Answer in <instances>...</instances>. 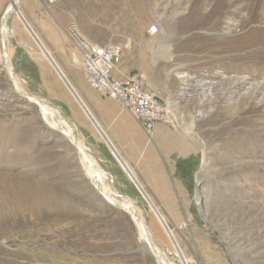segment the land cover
Returning <instances> with one entry per match:
<instances>
[{"label": "rangeland", "instance_id": "obj_1", "mask_svg": "<svg viewBox=\"0 0 264 264\" xmlns=\"http://www.w3.org/2000/svg\"><path fill=\"white\" fill-rule=\"evenodd\" d=\"M10 1L0 0V16ZM18 15L74 90L72 28L89 42L119 45L116 74L139 72L167 95L175 146L165 164L171 181H188L186 210L167 222L174 242L128 178L106 165L111 156L82 138L79 125L97 134L95 124ZM18 15L6 33L20 88L74 128L96 167L110 174L103 177L108 193L113 187L137 208L166 257L264 264V0H21ZM151 25L158 35H147ZM61 50L73 73L59 65ZM197 111L202 118L191 127ZM82 167L65 139L15 95L0 57V264H156L129 216L97 195Z\"/></svg>", "mask_w": 264, "mask_h": 264}, {"label": "crops", "instance_id": "obj_2", "mask_svg": "<svg viewBox=\"0 0 264 264\" xmlns=\"http://www.w3.org/2000/svg\"><path fill=\"white\" fill-rule=\"evenodd\" d=\"M16 33L18 34V31ZM23 36V32L18 35V37ZM27 41V38H22L24 48L29 47V42L27 45ZM72 53H74L73 47L69 52L71 65ZM57 58L59 65L63 69L65 68L68 73H73L72 70H69L68 58L64 51L61 50ZM74 67L81 75L72 74L77 86L73 90L92 116L97 125L95 126L98 132L95 134L87 124H81L79 128L82 138L86 141L95 142L97 146L100 145L101 150H103L102 152L108 153L111 156L112 159H108L106 165L111 167L118 174L119 178V173L125 174L111 155L109 146H106L109 142L141 187L164 224L168 226L167 222L176 221L177 219L174 218L176 216L175 212L180 211L181 208L184 210L187 208V189L184 184L188 183V181L186 180L187 178L184 180L180 178L181 181H174V179L171 181V169L166 168V158L171 156L173 147L175 146V138L170 133V128L172 127L157 124L154 128L155 133L152 139H149L139 124L126 110L121 108L117 101L104 97L91 89L86 84L80 69L76 66ZM114 75L120 76L116 72ZM89 122H92L90 118ZM96 152L100 155V152ZM105 170L107 169L105 168Z\"/></svg>", "mask_w": 264, "mask_h": 264}, {"label": "built area", "instance_id": "obj_3", "mask_svg": "<svg viewBox=\"0 0 264 264\" xmlns=\"http://www.w3.org/2000/svg\"><path fill=\"white\" fill-rule=\"evenodd\" d=\"M54 4L56 0H44ZM74 40L71 62L83 74L86 84L100 95L117 101L121 108L139 124L145 135L152 139L157 124L173 127L172 103L167 95L161 96L149 88L145 77L139 73L115 76L120 62L121 48L114 44H96L81 37L75 29H70ZM149 37L158 35L157 25L147 29ZM202 112H195L190 120L194 127L202 118ZM110 196L114 195L110 193ZM180 223L178 227H183Z\"/></svg>", "mask_w": 264, "mask_h": 264}, {"label": "water", "instance_id": "obj_4", "mask_svg": "<svg viewBox=\"0 0 264 264\" xmlns=\"http://www.w3.org/2000/svg\"><path fill=\"white\" fill-rule=\"evenodd\" d=\"M20 1L21 0H11L10 4L7 6V8L4 10L2 15L0 16V47H1V54H2V66H3L5 73H6L8 79L10 81V84L13 88L15 95L19 96L20 98H25L30 104H32L38 110L40 115L50 123V127H51V126H53V123L51 121L50 113L47 111V109L45 108L44 104L41 101H39L38 99H36V98L28 95L24 91H22V89L20 88V85H19V83L15 77L12 66L10 64V57H9V50H8V36L6 33V25H7L8 19L11 17L12 14L18 15V5L20 4ZM18 17H19V15H18ZM19 19L22 22L25 29L30 34V36L32 37V39L34 40V42L38 45L40 50L43 52L45 57L48 59L51 66L57 72L60 79L64 80L68 90L74 96V98L76 99V101L78 102V104L80 105L82 110L91 119V121L96 125V123L94 122V120H93L92 116L90 115V113L88 112V110L82 104L81 100L78 98L77 94L75 93V91L73 90L71 85L66 81L64 75L59 70L57 65L54 63L52 58L49 56V54L46 52V50H44L43 46L39 43L38 39L36 38L34 33L31 31L28 24L24 21V19H22V17H19ZM51 128L55 132H58L65 139L66 143L77 153V155L79 156V158L83 164V171H85L86 168H89L90 170H92V172H93V179L92 180L93 181H90L89 183L92 186V188L95 190L97 195L105 203H107L109 206H111L112 208L117 209V210L125 213L126 215H128L129 218L131 219V221L134 222V224L137 226V228L140 232V235L143 239L145 248L149 251V254L154 258L156 264H169L167 258L164 256V254L151 241V239L148 235L146 226L144 225V223L142 222V220L138 216L136 210L132 206L126 205V204H124V202L120 201V200L125 199V198L120 196L115 191V189L113 187L111 189H112V192L115 193L116 197H115V195H114V197L108 196L103 192L102 188L105 185V181L100 175V170L96 167L94 162H92L90 160V157H89L88 153L84 150V148L82 146H80L78 144V142L76 140H74V138H72V136L67 131H65L63 129H60V130H57L56 128L53 129V127H51ZM108 145H109V148L111 150V155L113 156L114 160L117 162V164L120 166L121 170L124 172V174L126 175L128 180L132 183V185L134 186L136 191L139 193V195L142 197V199L148 205L149 209H151L153 211L155 218L158 219L159 223L163 227V230L167 233L168 236L171 237L172 241L174 242L172 235L169 233V230L167 229V226L164 224V222L162 221V219L158 215L157 211L155 210V208L153 207V205L151 204V202L149 201L147 196L142 191L141 187L138 185L136 180L133 178L132 174L127 169V167L122 162V160L119 158L118 154L116 153V151L114 150V148L111 146V144L109 142H108ZM104 173H105V175H104L105 177L107 176V177H110V179H111L110 174H108L107 172H104ZM96 181H97V183H99L101 188H98L96 186ZM114 198H117V200H119L120 202L115 201Z\"/></svg>", "mask_w": 264, "mask_h": 264}, {"label": "bare ground", "instance_id": "obj_5", "mask_svg": "<svg viewBox=\"0 0 264 264\" xmlns=\"http://www.w3.org/2000/svg\"><path fill=\"white\" fill-rule=\"evenodd\" d=\"M18 7H19V5H18ZM0 53H1V47H0ZM1 60H2V54H1ZM23 91V90H22ZM22 99H24V100H26L25 98H22ZM27 101V100H26ZM28 102V101H27ZM45 106V108L47 109V111L50 113V116H51V121H52V123H53V126H51V127H53V129L54 128H56L57 130H60V129H63V130H65V131H67L71 136H72V138H74V140H76V138H75V135H74V128L72 129L65 121H62V120H64V119H62V120H58L57 118H56V116L55 115H52V113L50 112V109L46 106V105H44ZM42 117V116H41ZM42 119H43V121L45 122V124H46V126H47V128L48 129H50V130H52V128L50 127V123L45 119V118H43L42 117ZM52 131H54V130H52ZM58 133V132H57ZM59 134V133H58ZM77 141V140H76ZM78 142V141H77ZM78 144L81 146V144L78 142ZM90 160L93 162V159H91L90 158ZM83 165V164H82ZM82 171H83V167H82ZM83 174L85 175V177H86V179H87V181L88 182H90V181H93L92 179H93V172H92V170H90L89 168H86L85 169V171H83ZM100 175H101V177L103 178V177H105L104 175H105V173L103 172V171H101L100 170ZM107 177V176H106ZM109 181V180H108ZM90 184V183H89ZM96 186L98 187V188H101L100 187V185H99V183H97V181H96ZM102 190H103V192L106 194V195H108V196H110V194L108 193V188H107V186L106 185H104V187L102 188ZM109 191H110V193H112L113 195H115V193L114 192H112V190L111 189H109ZM115 197H116V195H115ZM118 198V197H117ZM117 198H114V200L115 201H118V202H120V201H122V202H124V204H126V205H129V206H132L133 208H134V206L133 205H130V203H129V201H127L126 199H122V200H117ZM135 210H136V212H137V214H138V216L140 217V219L142 220V218H141V216H140V213H139V211L136 209V208H134ZM151 210V209H150ZM152 212V211H151ZM153 213V212H152ZM153 217L155 218V215H154V213H153ZM156 219V222L159 224V226L162 228V226L160 225V223L158 222V220H157V218H155ZM133 222V221H132ZM142 222L144 223V225L146 226V229H147V232H148V235H149V237H150V239H151V241L153 242V244L156 246V247H158L155 243H154V240H153V238H152V229H150L146 224H145V222L142 220ZM133 224H134V222H133ZM134 226H135V228H136V231L138 232V239H139V241H140V244H141V248H142V250H147L146 248H145V245H144V242H143V239H142V237H141V235H140V232H139V230H138V228H137V226L134 224ZM162 230H163V228H162ZM159 248V247H158ZM160 250V249H159ZM148 251V250H147ZM161 251V250H160ZM149 252V251H148ZM162 252V251H161ZM163 253V252H162ZM164 254V253H163ZM164 256L166 257V255L164 254ZM167 258V260H168V262H169V264H174L168 257H166Z\"/></svg>", "mask_w": 264, "mask_h": 264}]
</instances>
